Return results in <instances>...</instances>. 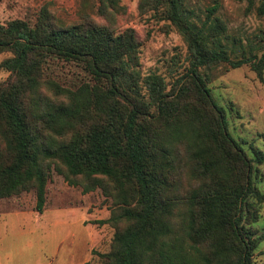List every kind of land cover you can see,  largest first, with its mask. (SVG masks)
<instances>
[{"label": "trees", "instance_id": "obj_1", "mask_svg": "<svg viewBox=\"0 0 264 264\" xmlns=\"http://www.w3.org/2000/svg\"><path fill=\"white\" fill-rule=\"evenodd\" d=\"M189 0H143L162 12L188 45L190 68L168 91L158 74L142 77L135 31L116 34L90 21L65 25L49 9L35 23L0 21V199L36 193L44 212L55 170L84 193L100 189L113 201L112 248L100 263L256 264L264 239V193L253 157L232 136L214 100L215 67L250 65L264 85V45L233 58L227 26L208 10L202 26ZM121 0H101L105 18ZM256 13L264 19V0ZM264 43V39L262 41ZM57 63L80 69L82 82L56 79Z\"/></svg>", "mask_w": 264, "mask_h": 264}, {"label": "rangeland", "instance_id": "obj_2", "mask_svg": "<svg viewBox=\"0 0 264 264\" xmlns=\"http://www.w3.org/2000/svg\"><path fill=\"white\" fill-rule=\"evenodd\" d=\"M143 0H121L118 13L104 17L98 13L101 0H0V21L35 23L47 8L60 23L71 25L89 18L116 34L131 29L140 43L139 71L142 77L158 74L168 91L176 88L190 68L189 49L182 33L162 12L142 6ZM219 4L217 16L227 26L224 45L240 58L256 53L264 43V19L256 13L257 0H189L187 8L194 22L202 26L208 10ZM0 55L1 63L11 57ZM55 77L61 84L82 82L80 69L57 63ZM10 73L0 68V83ZM214 100L227 115L229 130L243 150L253 157V149L264 152V85L250 65L238 69L215 67L210 72ZM256 186L264 193V164L257 165ZM36 193L24 192L0 199V264H86L100 263L112 248L115 230L100 221L111 215L113 201L100 189L84 193L83 186L70 185L55 170L47 186L42 214L36 211ZM264 237V205L254 226ZM264 264V239L256 256Z\"/></svg>", "mask_w": 264, "mask_h": 264}]
</instances>
